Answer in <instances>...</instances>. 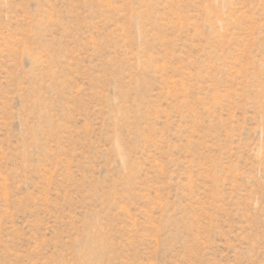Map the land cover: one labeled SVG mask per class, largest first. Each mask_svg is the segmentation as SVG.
<instances>
[{
    "label": "rangeland",
    "instance_id": "1",
    "mask_svg": "<svg viewBox=\"0 0 264 264\" xmlns=\"http://www.w3.org/2000/svg\"><path fill=\"white\" fill-rule=\"evenodd\" d=\"M0 264H264V0H0Z\"/></svg>",
    "mask_w": 264,
    "mask_h": 264
}]
</instances>
